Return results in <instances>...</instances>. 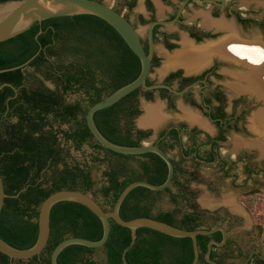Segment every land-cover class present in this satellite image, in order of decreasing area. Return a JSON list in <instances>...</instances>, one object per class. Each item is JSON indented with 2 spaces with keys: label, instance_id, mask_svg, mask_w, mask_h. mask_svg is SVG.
<instances>
[{
  "label": "trees",
  "instance_id": "obj_1",
  "mask_svg": "<svg viewBox=\"0 0 264 264\" xmlns=\"http://www.w3.org/2000/svg\"><path fill=\"white\" fill-rule=\"evenodd\" d=\"M33 56L23 67L0 73V85L8 82L14 86L0 89V172L8 194L0 214V236L18 248L36 243L41 204L54 191L90 192L105 209H111L132 181L161 184L168 175V165L158 154H124L105 148L87 125L89 107L133 81L141 71L139 57L113 26L91 14L51 17L0 42V69L22 65ZM139 90L95 113L98 128L112 142L142 145L149 138L150 132L135 123L142 113ZM74 95L76 98L69 100ZM152 143L166 150L162 141ZM85 145L91 151H83L80 160L71 148L83 150ZM102 166L97 177L94 168ZM178 170L175 168L172 182L164 190L134 188L122 203V217L150 216L190 230L213 227L217 221L208 224V219L201 217L191 179ZM166 197L173 207L155 210ZM50 227L48 244L40 255L15 259L0 252V264H12V260L51 264L52 251L63 239L82 236L98 240L103 236L101 219L75 201L53 206ZM136 234L137 241L127 253L130 264H191L195 257L191 237H175L149 227L138 228ZM205 237L198 236V264H210L204 258L207 244L201 243ZM131 242L132 230L111 220L105 245H69L59 254L58 262L124 264L123 252Z\"/></svg>",
  "mask_w": 264,
  "mask_h": 264
},
{
  "label": "flooded vegetation",
  "instance_id": "obj_2",
  "mask_svg": "<svg viewBox=\"0 0 264 264\" xmlns=\"http://www.w3.org/2000/svg\"><path fill=\"white\" fill-rule=\"evenodd\" d=\"M100 1L108 4L106 0ZM263 3L264 0H250L247 3L244 0H114L110 5L138 30L147 52L150 47V25L162 21L152 29L155 48L151 75L147 81L149 85L163 83L179 91L188 88L183 93L172 92L165 87L140 88L137 92L138 106L141 109L144 98L149 104L161 101L163 110L168 112L182 113L180 117L183 120L160 128L151 142L162 141L165 144L164 150L174 160L178 173L191 179L190 187L196 182L199 189V184L206 182L207 190L221 197V202L227 194L240 207L234 210L225 201L222 202L224 205L209 209L198 205L203 219L211 220L210 223L217 221L213 227L223 226L227 230L226 242L220 246L214 245L211 251L214 260L220 264H264V208L262 217L254 212L255 199L264 198V155L257 146H237L236 143L237 139L254 141L260 137L252 128V119L264 108V98L257 91L249 88L238 90L233 86L237 77L229 70L241 68L236 62L214 56L198 71L189 72L185 67L177 66L161 72L165 57L159 49L175 53L182 47L183 35L195 45L216 43L228 35L226 30L205 25L203 14L213 19L232 21L243 39H261L264 42ZM160 62L163 63L162 67L153 77ZM161 73L164 74L163 78H160ZM183 107L199 113L210 128L184 118ZM148 132L150 138L152 131ZM229 140L235 144V149L224 151ZM204 166L214 167L215 174L208 178L199 174ZM225 183L229 187L224 192L222 185ZM191 188L197 196V189ZM210 239L222 241L223 232L217 230L206 235L201 243L208 245ZM12 264H17V261L12 260ZM201 264L205 263L202 261Z\"/></svg>",
  "mask_w": 264,
  "mask_h": 264
},
{
  "label": "water",
  "instance_id": "obj_3",
  "mask_svg": "<svg viewBox=\"0 0 264 264\" xmlns=\"http://www.w3.org/2000/svg\"><path fill=\"white\" fill-rule=\"evenodd\" d=\"M79 14L95 15L108 22L119 32V34L124 38L129 47L141 61L140 74L133 81L123 85L113 93L105 96L103 99L89 107L86 114V120L90 131L92 132L96 141H98L105 148L111 149L113 151L124 154H143L146 152H154L158 154L168 165V175L166 180L161 184H155L147 180L132 181L122 190L114 204V207L111 209H105V207L90 192L80 189L66 188L54 191L41 204L38 217L39 234L36 243L28 248H18L11 245L0 236V252L15 259H29L36 255H40L49 241L51 232V210L53 206L61 201H75L88 207L101 219L103 223V236L98 240H93L82 236H70L63 239L55 246L52 251L50 258L51 264H59V254L69 245L80 244L92 248H99L105 245L111 232V220H114L118 224L128 227L132 230V242L128 247L125 248L122 256L124 264H130L127 259V253L135 245L137 241L136 230L140 227H149L175 237H191L193 239L195 251V257L191 264H198L200 260L198 236L209 235L216 232L217 230H221L223 232L224 239L222 241L210 239L207 245V251L205 253V259L208 263L220 264L211 258V251L214 245L220 246L226 242L227 230L225 227L216 226L210 229L202 228L190 230L150 216H140L127 220L124 219L120 214L123 201L134 188L138 186H144L156 191L164 190L170 186L175 174V165L171 156L158 143L151 142L154 138H156L162 123L158 126H145L139 123L140 117L143 115V113H145V106L149 104V102H147L144 98L141 100L142 113L137 118V128L146 131H152L151 137L145 140L144 144L142 145H122L112 142L100 131L94 118V115L97 111L115 104L123 97L138 88L154 89L165 87L176 93H183L185 90H187L188 87L182 91H179L167 84L155 83L149 85L147 83V79L151 75L152 59L155 48L152 29L156 23H160L162 21H156L150 25V47L149 52H147L140 38L138 30L132 25L128 18H126L122 13L114 9L106 2H102L100 0H9L0 3V42L23 33L24 31L30 29L37 21L41 22L44 19L51 17L73 16ZM35 56L22 65L12 68L0 69V73L8 69L23 67L24 65L28 64ZM163 76L164 74L161 73L160 78H163ZM6 85L14 87L11 83H3L0 85V89ZM7 196L8 194L5 191L4 179L0 172V214ZM14 196H18V194H15Z\"/></svg>",
  "mask_w": 264,
  "mask_h": 264
},
{
  "label": "bare ground",
  "instance_id": "obj_4",
  "mask_svg": "<svg viewBox=\"0 0 264 264\" xmlns=\"http://www.w3.org/2000/svg\"><path fill=\"white\" fill-rule=\"evenodd\" d=\"M249 1L244 0L245 3ZM203 16V23L205 25L226 30L228 35L219 42L204 45H195L186 35H183L181 40L182 47L175 53L170 54L162 48L159 49L160 54L165 57L161 72L177 66H183L189 72L198 71V69L207 65L214 56H221L241 65V68L237 71L229 70L231 74L237 77V80L233 83L236 89L249 88L260 93L264 98V42L261 39L250 41L241 38L232 21L213 19L208 14H203ZM145 108V113H143L139 121L142 125L158 126L167 117L163 110V104L160 102L147 104ZM183 109L184 118L192 123H198L206 128H210L208 122L199 113L185 107ZM252 120V128L258 132L260 137L255 138L256 140L254 141L237 139V146H257L264 155V108L257 112ZM224 201L231 205L234 210L240 209L232 196H226ZM206 202L209 203L210 200H206Z\"/></svg>",
  "mask_w": 264,
  "mask_h": 264
},
{
  "label": "rangeland",
  "instance_id": "obj_5",
  "mask_svg": "<svg viewBox=\"0 0 264 264\" xmlns=\"http://www.w3.org/2000/svg\"><path fill=\"white\" fill-rule=\"evenodd\" d=\"M108 2L109 5H112L114 3V0H106ZM158 45H160V41L158 42ZM162 62H160V65L156 67V69L154 70L153 72V77H155L156 75V72L162 67ZM47 85L50 86V87H54V84L51 83L50 81H47ZM76 96L74 95L73 97H69V100L70 99H75ZM155 103V102H153ZM142 105V104H141ZM165 110V109H164ZM165 112L167 113L166 115H168V118L162 123V125L160 126V128H163L165 127L168 123L170 122H174V121H178L179 119L180 120H183L181 117H180V112H176V113H171V112H168L165 110ZM135 123L137 125L138 123V119L135 120ZM63 128H67V125H63L62 126ZM235 139H233V142H234ZM71 145V144H69ZM228 149H232L234 150L235 149V144L231 142V140L227 141L226 142V145H225V148H224V151L228 150ZM72 150V153L73 155L80 159V160H83L84 159V153L83 151H86L87 153L91 151V149L85 145L83 146V150H75L74 147L71 148ZM176 154V157H178L177 153ZM102 169H103V166L102 167H95L94 168V174L97 176V177H100L101 176V173H102ZM216 172V169L214 167H210V166H204L201 168L200 170V173L201 175H203L205 178H208L209 176H212L214 175ZM223 190L224 192L227 190L225 188H228V184H223ZM191 187H194L195 189H197V203L198 205L201 204L202 208H205V209H209V208H214L216 206H221V205H224L222 202H224V200L226 199V197H224V200L221 202V197H217L215 196L214 194H211L210 191L207 190L206 188V182H201V184H199V189H198V183L196 182H193L191 184ZM227 196V194H226ZM206 200H210V202H206ZM254 212L256 213H260V216L262 215L261 214V211H263V208H264V198L262 199H255L254 201ZM163 208V209H170L173 207V205L171 203L168 202V197L165 198V200L162 201V203H160L156 208L155 210H157V208ZM262 217V216H261ZM211 220L207 221V223H210Z\"/></svg>",
  "mask_w": 264,
  "mask_h": 264
}]
</instances>
